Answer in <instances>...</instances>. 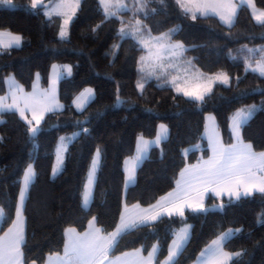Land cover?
Wrapping results in <instances>:
<instances>
[{
	"label": "trees",
	"instance_id": "trees-1",
	"mask_svg": "<svg viewBox=\"0 0 264 264\" xmlns=\"http://www.w3.org/2000/svg\"><path fill=\"white\" fill-rule=\"evenodd\" d=\"M12 1V8L0 6V30L20 34L23 43L0 49V95L7 92L9 76L31 91L37 74L42 86H49L56 63L73 68L72 75L59 84L64 108L48 113L35 137L27 132L19 113H0V233L14 221L27 166L31 163L36 170L25 207V264H44L48 256L62 253L69 228L84 231L95 217L109 233L118 225L124 205L151 206L171 191L186 165L210 154L204 136L208 114H214L229 145L233 115L256 105L253 118L242 126V138L256 151H264V76L247 67L250 60L264 59V22L254 19L249 6L241 5L229 26L213 15L196 14L193 20V14L176 0H147L142 10L119 16H108L100 0H82L69 36L62 40L60 16L48 17L44 5L33 9L32 0ZM254 1L264 10V0ZM137 18L154 35L171 31L170 41L185 46V59L205 74L226 73L231 83L215 84L202 103L177 93L163 78L147 76L141 68L146 50L121 34L122 27ZM88 87L95 96L81 113L74 100ZM117 96L123 101L119 107ZM77 121H85L82 126L89 132L70 145L63 170L53 176L59 138L79 131ZM160 123L168 126L169 137L150 150L136 182L126 189L125 160L135 154L139 136L156 137ZM97 149L101 164L92 202L85 208L84 190ZM217 205L223 208L215 209ZM184 219L192 234L173 264H191L213 239L230 229L241 230L224 243L226 250L240 253L230 264H264V194L257 192L239 201L209 196L205 212L188 210ZM182 226L178 216L136 226L119 237L111 255L138 248L148 253L158 244L159 264Z\"/></svg>",
	"mask_w": 264,
	"mask_h": 264
},
{
	"label": "snow or ice",
	"instance_id": "snow-or-ice-1",
	"mask_svg": "<svg viewBox=\"0 0 264 264\" xmlns=\"http://www.w3.org/2000/svg\"><path fill=\"white\" fill-rule=\"evenodd\" d=\"M39 2L40 0H32V8L35 9ZM176 2L186 11L192 10L187 7L184 0H176ZM100 3L104 5L106 4V0H100ZM0 4L10 8L14 7L12 0H0ZM197 8L210 9L213 13L218 14L221 20L229 23L231 22V17L236 12V6L231 3V0H213V2L197 5ZM74 12L75 9L73 8V15ZM73 15H67V18L63 20V26L59 33L62 40L67 38V26L73 19ZM192 19H196L195 14L192 15ZM255 19L257 21L264 20V13L255 16ZM123 31L121 29V33ZM4 35H7L8 41L4 44V47L7 48L13 45L16 47L20 46L21 38L19 36ZM153 40L154 43H150L148 40H142L141 43L148 48L149 59L153 61L150 65L151 71L147 73V76L155 75L159 79L160 75H163V65L159 63L163 59V54L172 48L182 49L183 46L179 44H166V36L155 37ZM141 59L143 60L144 57ZM253 70H258L261 75H264V61L258 62L257 68ZM64 72L70 76L71 67L65 66L62 71H57L48 90L42 92L34 91L22 98L17 97L16 92L13 91L11 94L12 102L10 104L6 103L7 96L0 97V112L4 110L10 111L12 109L18 111L20 117L28 125L27 132L32 137H35L43 130L41 128V122L44 121L45 114L55 113L64 107L59 104L57 99V82L61 79ZM175 80L176 78L173 77L172 82L177 93H182L191 100L203 103L206 102L207 94L212 91L213 83L220 82L226 85L228 84L229 77L227 74L216 75L209 78L206 83L196 84L192 88L181 87L175 84ZM138 87L142 89L144 85L141 83ZM93 97V89H85L74 100L77 111L82 113L85 103ZM122 103L123 101L117 96L116 106L119 107ZM257 110L256 106H252L247 110L241 109L235 113L231 118L230 125L234 142L227 146L221 142L215 126L207 127L208 149L211 155L207 159L201 157L196 165L186 166L180 173L181 179L177 181V189L170 192L168 197L162 198L163 203L158 202L157 205H153L149 209H144L135 215L125 216L121 214L120 223L116 226L115 231L107 235L102 234L100 228H93L92 221H89V230L82 234L77 233L75 228H69L64 233L66 239L64 242L63 256L56 253L54 256L48 258L49 262L56 259L60 264H112V249L116 247L118 238L128 228L136 227L137 224L156 221L163 216L169 218L178 216L184 226L178 231H175V238L172 240L168 249L167 261L168 264H173L174 258L190 239L189 230L191 225H188L184 219L185 208L190 209L193 213L205 212L206 209L203 201L209 192L214 193L216 196L226 194L229 198H235L236 201H239L241 197H250L256 192L264 194V152H254L252 145L244 143L240 135L242 125H246L253 118ZM26 112L31 113V119L25 114ZM208 119L214 120V117H208ZM84 123L85 121H77L76 124L80 127L79 131L67 138L63 136L59 138L60 144L56 149L57 167L53 168V176L57 174L58 168L63 164V154L68 148V145L64 141L67 139L69 142H72L80 135L89 132L87 127L82 126ZM167 131L166 126L160 124L158 134L154 141L138 137L135 160L127 169V181L129 183L135 180L137 162H142L147 158L146 154L150 143L160 144L162 139H166ZM99 158L100 150L97 149L95 158L91 162V170L88 172L87 186L83 195L85 208H87L92 195V185L95 181ZM34 176L35 172L30 163L23 174L24 188L19 192L21 204L24 201L25 191H27L29 185L32 183ZM220 208H223V205H220ZM94 219L95 217H93ZM236 231L239 232L241 230L237 229ZM232 236L233 232L229 230L212 242V245L208 249L209 259L212 261V264H226L227 261L232 259L231 254L224 252L222 248V242L229 240ZM23 242L24 230L20 220V209L18 208L17 218L13 221V226L4 233V238H0V264H18L19 258L22 255L21 245ZM155 253L156 247L154 246L152 251L149 252L148 258L145 260L139 256V250H137L135 264H152ZM129 255V253H124L126 258ZM201 255L203 256L204 253L202 252ZM236 256H240V253H236ZM115 260H120V257H115ZM33 264H35V261H33Z\"/></svg>",
	"mask_w": 264,
	"mask_h": 264
},
{
	"label": "rangeland",
	"instance_id": "rangeland-1",
	"mask_svg": "<svg viewBox=\"0 0 264 264\" xmlns=\"http://www.w3.org/2000/svg\"><path fill=\"white\" fill-rule=\"evenodd\" d=\"M81 1L82 0H55L54 2H52V0H40V2L38 3L37 6L44 5L45 6V11H46V14H47L48 17L54 16V15L60 16L62 18V26H63V20L67 18V15H73V8L75 9V12H74V15H73V19H74L75 14H76V11H77V9L80 6ZM235 1H237V0H231V3L235 5ZM238 1L241 4L246 2L247 3V6L249 5L248 3L250 2V0H238ZM251 1L252 2H255L254 0H251ZM209 2H213V0H184V3L187 5V7L192 9L191 11H187V12H189L191 14H195V15L196 14L213 15V16H217L220 19L219 15L216 14V13H213L210 9H198L197 8V5H203V4L209 3ZM12 3H13V1H12ZM147 3H148L147 0H106V4L102 5V7H103L105 13L108 16H119V14L121 12H125V11H138V10L140 11V10H142L144 8V6H146ZM13 5H14V3H13ZM251 5H252V7L254 6L252 8L253 10H254V8H257L254 3H252ZM0 6H5V5L0 4ZM135 8H137L138 10H135ZM236 8H238V7L236 6ZM237 14L238 13L235 12V15L231 17V22L230 23L229 22H226V21H223L221 19L220 20L224 24H226V25H229V26L230 25H233L235 23V21H236ZM255 15L257 16L258 14H255ZM72 20L70 21L69 25L67 26V32H68L67 38L69 36L70 26H71ZM122 29L124 30L123 33H121L123 36H130V37L134 38L136 41H138L140 43L141 47H143L146 50V53L144 55V59L141 61V68L146 73V75H147V73L149 71H151L150 65L152 64L153 61L149 59V50H148V48H146L141 43L142 40H148L150 43H154L153 38L160 37V36H166V40H165V43L166 44H170V45L179 44V45H182L183 46L182 49L172 48V49L166 51L163 54L162 61L159 62L160 64L163 65V75H160V78L161 79L162 78L165 79L174 90H175V86L173 85V82H172L173 81V77L176 78L175 84H178L181 87L192 88L196 84L206 83L209 80V78H212V77H214L216 75L226 74L224 72H221V73H218V74H213V75H211V74H205L201 70H199L193 64V62L191 60L189 61V60L185 59V57L183 59L182 58V55L184 56L185 51H186V48L180 42L171 43L172 42V41H170L171 31L170 32L163 33V34H159V35H154V34H152V33H150L148 31V29L143 25V22L141 20H139L138 18L135 19L134 21H131V23H127L125 26L122 27ZM153 51H154V49H153ZM261 61H264V59L258 60L256 63H252V61L250 60L247 63L248 70L254 71L253 69H256L258 62H261ZM65 66H70L71 67V75H72L73 68H72L71 65H69V64H59V63H56L52 67L51 74H50V81H49V86L48 87H43L42 86L41 75L36 76L35 81L33 83V88H32L31 91L25 90V88H23V86L20 83H17L18 81L15 82L11 86L10 97H8L6 103H9L10 104L12 102V100H11V94H12L13 91L16 92L17 97L22 98V97H24L27 94L33 93L34 91L42 92L44 90H48L50 88V86H51V81H52L55 73L57 71H62ZM255 72H257V73L260 74V72L258 70H255ZM157 75H159V73H157ZM64 77H68V75H67L66 72H64V74L62 75L61 79L64 78ZM149 77L150 78H157V76H155V75L154 76H149ZM61 79L57 82V99H58L59 104H61V105L64 106V104L61 102V100L59 98V84H60ZM217 83H220V82H214L213 83V86H212V89L215 86V84H217ZM230 83H231V80H230V77H229L228 84H226V85H229ZM19 88H21V89L23 88L22 91H20ZM89 88L93 89L92 87H88L86 89H89ZM84 91H85V89L81 93H83ZM93 92H94V96H95L94 89H93ZM179 94H182V93H179ZM93 98H91L90 100H88L85 103L84 109L93 100ZM21 106H22V100H21ZM74 106H75V104H74ZM252 106H256V105H248V106L243 107L242 109L247 110L248 108H250ZM256 108H257V106H256ZM62 109H60V110H62ZM60 110H58V111H60ZM14 111H16V110H14ZM25 114L28 116L29 119H31V113L30 112H26ZM47 114L48 113L45 114V117H46ZM210 116L211 117H214V120H215L214 114H210ZM1 121L2 120H0V123H1ZM207 121H209V120H207ZM214 126L216 127V130H217V132H218V134L220 136V139H221L222 138L221 131H219V128L217 127V124L216 123H215ZM207 127H211V124H209V122H207ZM167 130H169V129H167ZM74 133H70V134L63 135V137L67 138V137L73 135ZM240 135H241V138H242V127H241V133H240ZM168 137H169V134H166V139ZM78 138H76V139H78ZM166 139H162V140L164 141ZM74 141L69 142L67 139L64 141V143H66L68 145V148H67V151L63 154V156H64L63 164L60 166V168H58L56 175H58L63 170L64 165H65V161H66V156H67L68 149H69L70 145ZM244 143L251 144V143H248V142H245V141H244ZM59 144H60V140L58 142V146H59ZM227 145H225V146H227ZM191 149L193 150L194 148L192 147ZM252 149H253L254 152H260V153L261 152H264V151H256L253 148V146H252ZM95 155H96V153H95ZM95 155H94L93 159L95 158ZM101 158L102 157H101V152H100V158H99V163L97 165L95 181H96V178H97V175H98V171H99V168H100ZM54 167H57V160L55 162V166ZM90 170H91V167H90ZM95 181H94V183L92 185V198H93L94 188H95V183H96ZM230 230H234V229H230Z\"/></svg>",
	"mask_w": 264,
	"mask_h": 264
},
{
	"label": "crops",
	"instance_id": "crops-1",
	"mask_svg": "<svg viewBox=\"0 0 264 264\" xmlns=\"http://www.w3.org/2000/svg\"><path fill=\"white\" fill-rule=\"evenodd\" d=\"M252 3H254L255 4V2H252L251 0H250V2L248 3L249 5V7H250V9H251V12H252V15H253V17H254V19H255V14H258V15H260L261 13H264V10L263 9H260V8H258L257 6H256V4H255V6L257 7V8H254V10L252 9L253 7H252ZM244 4H246L247 5V3L245 2V3H240L238 0L237 1H235V5L238 7V8H236V12L238 13V10H239V8L241 7V5H244ZM256 20V19H255ZM257 21V20H256ZM258 22H264V20H262V21H258ZM4 34H10L11 36H19L20 38H21V43H20V46L22 45V43H23V38H22V36L20 35V34H17V33H13V32H10V31H6V30H0V49H9V48H14V47H16L15 45H13V46H11V47H4V44H6L8 41H7V35H4ZM171 43H174V42H171ZM19 46V47H20ZM182 58L184 59V56L182 55ZM15 82H17V80L13 77V76H9L8 78H7V80H6V84H7V92H6V94H4V95H1L0 97H5V96H7V97H10V92H11V86L15 83ZM17 83H19V82H17ZM24 88V87H23ZM22 88V89H23ZM20 89V91H21V88H19ZM15 110V109H14ZM13 109L12 110H10V111H14ZM9 110H4L3 112H8ZM17 112V111H16ZM0 113H2V112H0ZM17 113H19V112H17ZM208 117H211L210 116V114H208L207 116H206V125H205V131H204V136H205V138L207 139V122H209V124H211V127L212 126H214L215 125V123L217 124V121H216V118H215V120H210V119H208ZM1 120V119H0ZM207 120H209V121H207ZM160 124H163V123H160ZM159 124V125H160ZM165 126H166V128L167 129H169L168 128V126L166 125V124H164ZM217 127H218V124H217ZM219 128V127H218ZM158 130H159V126H158ZM219 131H220V129H219ZM157 134H158V131H157ZM167 134H170V131L168 130L167 131ZM139 137H142L143 139H145V140H149V141H154L155 140V138H152V139H148V138H145V137H143V136H139ZM163 142V140H161V142H160V144ZM221 142L224 144V140H223V137L221 138ZM160 144H155V143H150V145H149V148H148V152H147V154H146V156H148L149 155V152H150V150L153 148V147H155V146H159ZM137 145H138V139H137V143H136V149H137ZM224 145H227V144H224ZM196 148H199V146L197 147H195V149ZM191 151V148L190 149H188V150H186V154H188L189 152ZM256 153H260V152H256ZM211 155V152H210V154H209V156ZM135 156H136V151H135V154L132 156V157H130V158H127L126 160H125V163H124V170H125V188L127 189L129 186H131V185H133L135 182H136V178H137V171H138V168H139V166L141 165V163L144 161H142V162H137V164H136V172H135V180H134V182H132V183H129L128 181H127V169L131 166V164H132V162L134 161V159H135ZM208 157H203V159H207ZM200 160V159H199ZM198 160V161H199ZM198 161L197 162H195V163H192V164H188V165H186V166H189V165H196L197 163H198ZM33 166V165H32ZM185 166V167H186ZM184 167V168H185ZM183 168V169H184ZM182 169V170H183ZM27 170V169H26ZM33 170H34V172H35V176H34V179H33V181H32V183L29 185V187H28V189H27V191H25V196H24V201H23V204H21V201H20V199H18V204H17V208H16V215H15V218H14V221L16 220V218H17V209L19 208L20 209V220H21V223H22V226H23V230H24V242H23V244L21 245V253H22V255H21V257L19 258V261H18V264H25V260H24V255H23V245H24V243H25V240H26V235H27V219H26V215H25V207H26V203H27V198H28V195H29V191H30V188H31V185L33 184V182L35 181V179H36V170H35V168H34V166H33ZM181 173V172H180ZM97 179V178H96ZM181 179V177H180V174H179V177H178V179H177V181L178 180H180ZM96 182V181H95ZM86 185H87V182H86ZM24 188V184H23V181H22V186H21V189H20V191L22 190ZM85 188H86V186H85ZM177 189V182H176V185H175V187L171 190V191H169L168 193H166L165 195H163L162 197H160L159 199H158V201L156 202V203H154L153 205H157L158 204V202L159 203H163L164 201H162V198H166V197H168V194L170 193V192H173L174 190H176ZM85 191V190H84ZM257 193V192H256ZM194 194V193H193ZM209 196H214V197H216V198H218V199H222V198H224V197H227V198H229L226 194L225 195H221V196H216L214 193H212V192H209V193H207L206 194V196H205V198H204V201H203V203H204V206H205V209H206V201H207V198L209 197ZM92 195H91V197H90V200H89V204H88V206H87V208L90 206V204H91V202H92ZM233 199H235V198H233ZM83 205H84V203H83ZM153 205H151V206H142V205H140V204H133V205H124V207H123V210H122V213L121 214H124L125 216H127V215H135V214H137V213H140L142 210H144V209H149V208H151ZM85 207V206H84ZM188 210H190V209H187V208H185V212L186 211H188ZM164 217V216H163ZM160 218H162V217H160ZM159 218V219H160ZM158 219V220H159ZM92 221V227L93 228H100L101 230H102V228L97 224V221L94 219H92L91 220ZM157 221V220H156ZM153 222H155V221H150V222H148V223H146V224H151V223H153ZM119 223H120V220H119ZM118 223V224H119ZM146 224H137L136 226H139V225H146ZM189 225V224H188ZM13 226V223L10 225V227H8V229L9 228H11ZM184 226V225H183ZM182 226V227H183ZM132 228H134V227H132ZM132 228H128L125 232H127L128 230H130V229H132ZM8 229L5 231V232H7L8 231ZM76 230V232L77 233H79V234H82V233H84L85 231H88L89 230V223H88V226H87V228H86V230H84V231H79V230H77V229H75ZM113 231H115V229L113 230ZM113 231H111V232H113ZM227 231H229V230H227ZM226 231V232H227ZM232 232H233V236L236 234V230H231ZM5 232H3V233H0V238H4V233ZM124 232V233H125ZM110 233V232H109ZM124 233H122L121 235H123ZM225 233V232H224ZM102 234H105V235H107L108 233H105L103 230H102ZM189 234H190V238H191V234H192V227L190 228V230H189ZM221 235H223V233L221 234ZM220 235V236H221ZM220 236H218L217 238H215V239H213L201 252H200V254L198 255V257H197V259L194 261V262H192L191 264H212V261L209 259V252H208V249H209V247L212 245V242L214 241V240H216V239H218ZM232 236V237H233ZM174 238H175V236H174ZM173 238V239H174ZM119 239V238H118ZM190 240V239H189ZM189 240L186 242V244L183 246V248L181 249V251L178 253V255L174 258V261H173V263L178 259V257L180 256V254L183 252V250L185 249V247L187 246V244L189 243ZM226 241H223L222 242V248H223V251L224 252H226V253H229V254H231V256H232V259L231 260H229V261H227L226 262V264H230L236 257H238V256H236V253L235 252H230V251H228V250H226L225 248H224V243H225ZM170 245H171V243H170ZM156 247V253H155V256L153 257V259H152V264H157L156 263V260H157V257H158V254H159V251H160V246L158 245V244H154L153 246H152V248L150 249V251L149 252H151L152 251V249H153V247ZM137 250H139V256L140 257H142V258H144L145 260L148 258V255H149V252L148 253H145L144 251H143V249L142 248H138V249H134V250H130V251H127V252H125V253H129L130 255H129V257H125L124 256V253H122V254H119V255H116V256H112L113 257V262H112V264H126V262H127V264H135V259H136V256H135V254L137 253ZM204 253V255L202 256L201 255V253ZM63 254H64V250H63V252L62 253H59V255L60 256H63ZM55 254H53V255H50V256H54ZM50 256H48V258L50 257ZM168 256V255H167ZM167 256H166V258L162 261V262H160L159 264H168V261H167ZM115 257H120V260H115ZM48 258L46 259V261H45V263L44 264H60V262L59 261H57L56 259H53L52 261H50L49 262V260H48Z\"/></svg>",
	"mask_w": 264,
	"mask_h": 264
},
{
	"label": "water",
	"instance_id": "water-1",
	"mask_svg": "<svg viewBox=\"0 0 264 264\" xmlns=\"http://www.w3.org/2000/svg\"><path fill=\"white\" fill-rule=\"evenodd\" d=\"M215 209H222L220 208V205L215 206Z\"/></svg>",
	"mask_w": 264,
	"mask_h": 264
}]
</instances>
